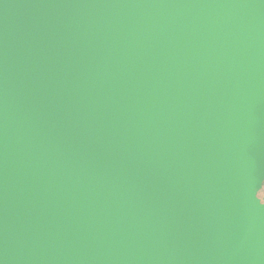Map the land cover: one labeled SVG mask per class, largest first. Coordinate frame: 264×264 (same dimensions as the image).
<instances>
[{"label": "water", "instance_id": "1", "mask_svg": "<svg viewBox=\"0 0 264 264\" xmlns=\"http://www.w3.org/2000/svg\"><path fill=\"white\" fill-rule=\"evenodd\" d=\"M264 0H0V264H264Z\"/></svg>", "mask_w": 264, "mask_h": 264}, {"label": "trees", "instance_id": "2", "mask_svg": "<svg viewBox=\"0 0 264 264\" xmlns=\"http://www.w3.org/2000/svg\"><path fill=\"white\" fill-rule=\"evenodd\" d=\"M257 196L264 202V181L262 183L261 188L257 191Z\"/></svg>", "mask_w": 264, "mask_h": 264}]
</instances>
